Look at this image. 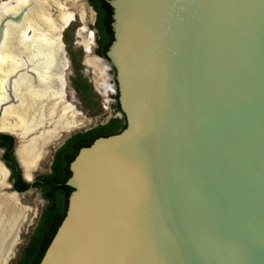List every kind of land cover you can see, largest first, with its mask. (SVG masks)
Returning a JSON list of instances; mask_svg holds the SVG:
<instances>
[{
  "label": "water",
  "instance_id": "obj_1",
  "mask_svg": "<svg viewBox=\"0 0 264 264\" xmlns=\"http://www.w3.org/2000/svg\"><path fill=\"white\" fill-rule=\"evenodd\" d=\"M106 2L126 127L70 163L39 264H264V0Z\"/></svg>",
  "mask_w": 264,
  "mask_h": 264
},
{
  "label": "bare ground",
  "instance_id": "obj_2",
  "mask_svg": "<svg viewBox=\"0 0 264 264\" xmlns=\"http://www.w3.org/2000/svg\"><path fill=\"white\" fill-rule=\"evenodd\" d=\"M68 2L11 0L0 8V111L3 110L0 132L22 141L17 155L28 181L29 173L36 170L41 156L47 153L48 144L60 132L80 125L76 121L78 111L66 101L64 76L53 75L55 69L63 67L61 50L54 51L55 41L44 35V32L52 35L63 32L76 20L75 14L68 9ZM52 8L59 14L60 27L52 17ZM80 16L85 22V14L82 12ZM86 30L84 26L81 32ZM14 38L16 47L12 42ZM93 40V33H90L82 41L88 55L92 54ZM32 47L34 56H26L28 48ZM50 49L53 51L47 53ZM55 61L59 66L55 67ZM88 64L100 71L103 81L98 86L104 96L114 94L107 74L109 68L104 61L94 57ZM47 124L51 129L45 128ZM7 179L8 172L0 162V264H11L14 260L22 228L32 216L30 209L22 205L21 197L8 192Z\"/></svg>",
  "mask_w": 264,
  "mask_h": 264
},
{
  "label": "rangeland",
  "instance_id": "obj_3",
  "mask_svg": "<svg viewBox=\"0 0 264 264\" xmlns=\"http://www.w3.org/2000/svg\"><path fill=\"white\" fill-rule=\"evenodd\" d=\"M84 2L87 0L77 1L69 0L68 9L70 12L75 14L76 20L69 25L63 32L56 33L52 35L51 33L44 32L49 39L54 40V48L61 50L60 60L63 67L59 70L54 71L53 75H62L65 79V91L67 94L66 101L71 103L73 107L78 111L76 121L81 125L71 129L70 131L60 132L49 144L46 149V156L42 159L40 169L35 176L45 175L50 172V166L52 163L53 155L55 151L61 146V144L71 135L90 130L98 125H104L105 122L117 115L114 112L115 100L112 98L116 94H110L109 96H104L103 91L98 86L100 82L103 81V77L100 71L92 68L88 64V60L94 57H98L95 54L96 44H95V32L90 26V23L94 20L92 13L87 7L84 6ZM11 0H0V8L3 4H10ZM85 14V22L81 20L80 13ZM52 17L56 21L57 26L60 27L59 14L56 9H51ZM7 21V20H6ZM9 21V19H8ZM83 22V23H82ZM86 26V32L82 33L81 29ZM93 33V43L92 54L88 55L83 47V39ZM18 41V37H16ZM13 46L16 47V41L14 38ZM15 43V44H14ZM50 49L47 53L53 51ZM34 47L28 48L26 56H34ZM23 56V55H22ZM57 64L55 67L59 66V62L55 61ZM109 76L113 75V71L109 69L107 71ZM109 83L113 86L114 80L109 79ZM48 111V110H47ZM3 110L0 111V127L2 126ZM80 115V116H79ZM44 128V127H43ZM51 129V126L47 124L45 127ZM5 133V132H4ZM16 147L18 149L22 146V141L17 137L15 138ZM18 151V150H17ZM2 152L0 151V157ZM7 184L9 185L8 192L13 194L10 189L9 178L7 179ZM39 192L36 190H30L21 196L22 205L31 211V217L28 224L22 228L20 246L18 247L16 256L11 264H15L17 261L20 251L26 245L28 238L30 237L34 227L36 226L37 220L41 211L43 210L46 202L39 198Z\"/></svg>",
  "mask_w": 264,
  "mask_h": 264
},
{
  "label": "trees",
  "instance_id": "obj_4",
  "mask_svg": "<svg viewBox=\"0 0 264 264\" xmlns=\"http://www.w3.org/2000/svg\"><path fill=\"white\" fill-rule=\"evenodd\" d=\"M107 0H93L94 9L99 15L97 26L95 54L105 59L110 44L113 41L111 23L112 9ZM115 100L114 112L121 113L118 105L117 94L112 97ZM126 127L125 119L122 116L111 117L104 125H98L85 132L71 135L65 143L56 150L53 155V162L50 173L36 177L33 184H28L22 180L21 171L13 156L15 139L14 137L0 133V149L5 150L2 155L3 161L8 158L10 164L16 169V177L22 193L29 189L40 192L42 199L46 202L41 211L26 245L22 248L19 258L15 264H39L46 249L52 241L58 227L64 219L67 202L70 193L69 187L65 185L70 177L69 165L76 157L80 149L89 147L96 139L109 137L121 133ZM7 167H9L7 165Z\"/></svg>",
  "mask_w": 264,
  "mask_h": 264
},
{
  "label": "flooded vegetation",
  "instance_id": "obj_5",
  "mask_svg": "<svg viewBox=\"0 0 264 264\" xmlns=\"http://www.w3.org/2000/svg\"><path fill=\"white\" fill-rule=\"evenodd\" d=\"M107 1H109V0H107ZM92 2H93V0H87V5H88V7L89 8H91L92 9V11L94 12V20L90 23V26L94 29V32H95V44H96V38H97V33L99 32V29H98V26H97V20H98V18H99V15H98V13L96 12V10L94 9V7H93V4H92ZM111 18H112V15H111ZM112 35H113V32H112ZM96 49H97V44H96ZM119 113H117V115H118ZM4 134H7V133H4ZM14 136V135H13ZM16 139H17V137L16 136H14ZM68 139V138H67ZM66 139V140H67ZM65 140V141H66ZM65 141H64V143H65ZM15 143H16V141H15ZM63 143V144H64ZM62 144V145H63ZM61 145V146H62ZM20 146V145H19ZM18 145H17V147H16V158H17V160L19 161V164H20V166H21V168L23 169L24 167H23V165L21 164V162H20V160H19V158H18V155H17V150H18V147H19ZM60 146V147H61ZM59 147V148H60ZM58 148V149H59ZM0 151L2 152V154H1V157H0V161H3V159H2V155H3V153L5 152V150H2V149H0ZM56 152V151H55ZM47 154V153H46ZM46 154H43V156L41 157V159H40V162H39V164H38V166H37V168H36V170H34L33 171V173H37L38 171H39V169H40V166H41V163H42V159H44V157L46 156ZM13 156H14V149H13ZM15 157V156H14ZM16 160V159H15ZM4 164H5V166L7 167V165L9 166V167H7L8 168V170L10 171V174L8 175V178H9V182H10V185L12 186V189L11 190H18L19 188H21V185H20V183H19V180L17 179V177H16V169L10 164V161L8 160V158H6L4 161ZM17 162V161H16ZM52 162H53V159H52ZM18 164V163H17ZM51 165H52V163H51ZM20 169V168H19ZM50 169H51V166H50ZM21 171V170H20ZM50 173V172H49ZM23 174H24V180L25 181H28L27 179H26V177H25V171H24V169H23ZM38 176H41V175H38ZM38 176H35V179H36V177H38ZM21 177H22V175H21ZM34 179V180H35ZM22 180H23V178H22ZM23 180V181H24ZM37 191V190H36ZM25 192V191H24ZM24 192H22V193H24ZM39 192V191H38ZM13 193V192H12ZM39 194H40V192H39ZM21 197V196H20ZM20 253H21V251H20ZM20 255V254H19ZM19 258V257H18ZM16 263V262H15Z\"/></svg>",
  "mask_w": 264,
  "mask_h": 264
}]
</instances>
